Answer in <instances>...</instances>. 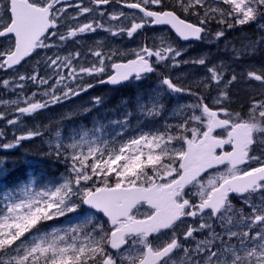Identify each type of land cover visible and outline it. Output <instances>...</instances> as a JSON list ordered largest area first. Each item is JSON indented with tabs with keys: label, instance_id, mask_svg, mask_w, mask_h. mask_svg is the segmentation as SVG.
Listing matches in <instances>:
<instances>
[{
	"label": "snow or ice",
	"instance_id": "6c2138e0",
	"mask_svg": "<svg viewBox=\"0 0 264 264\" xmlns=\"http://www.w3.org/2000/svg\"><path fill=\"white\" fill-rule=\"evenodd\" d=\"M248 25L255 36L225 45L230 62L184 59L166 35L127 52L82 43L156 26L214 43ZM69 42L78 47L65 54ZM186 65L205 74L185 82L170 71ZM0 72L11 73L0 85L15 95L0 98V121L14 128L94 87L85 77L113 86L156 77L151 104L138 103L151 123L129 130L126 111L110 138L103 125L58 127L43 155L64 172L0 186V264H264V0H0ZM234 88L246 97L239 110ZM168 97L188 100L169 109ZM41 127L13 132L0 149L43 138Z\"/></svg>",
	"mask_w": 264,
	"mask_h": 264
},
{
	"label": "rangeland",
	"instance_id": "374dc122",
	"mask_svg": "<svg viewBox=\"0 0 264 264\" xmlns=\"http://www.w3.org/2000/svg\"><path fill=\"white\" fill-rule=\"evenodd\" d=\"M171 2V0H169ZM252 29L256 32L255 26L252 25ZM252 35L251 32H249L244 26L238 27L232 30L227 31L226 38H222L218 42L214 43H208L207 41H201L200 45H194V44H188V43H182L180 42L170 31L168 28H146L141 33L135 35L133 38L129 39L126 36L123 37H112L109 33L104 31H97L96 33L89 34L83 37L82 43H84L87 46H92L95 41L100 40L104 42L105 47L111 46L112 48L119 49L121 51L127 52L130 49L138 48L142 42H149L151 43L153 38H157L161 35H166L169 37L177 47L186 48L187 51L185 53L184 59H192L197 58L203 53H211V60L213 63H218L220 60L229 61L230 58V51L226 49L225 45L227 42H235L237 45H239L241 38L244 35ZM256 35V34H255ZM252 35V36H255ZM68 46V49L70 51H75L78 47V45L74 42H69L65 48ZM65 53V49H64ZM66 54V53H65ZM230 62V61H229ZM35 62H33L31 65H33ZM26 70H29L25 67V70H22L21 72H26ZM242 69L237 68V71H240ZM160 71H164L163 69H160ZM172 74L176 77H180L185 82L192 81L193 79H196L202 75L205 74V69L201 66H193V65H186L181 66L178 69H171L170 70ZM168 74V73H165ZM86 79V77H85ZM146 86H149L152 90L154 87H156V78H153L152 81H146L145 80V89H147ZM30 90H34V86H30ZM151 90L148 98H150ZM234 93H238V95L233 96L234 104L232 105L234 109L239 110L240 104H242L245 100V93L241 91L239 88L233 89ZM136 93V98L132 101H123L118 105L117 108H114L113 110L106 109V100L102 99L101 104L95 105L94 104V98L95 96L92 94H89L87 91L81 93L77 97H73L71 100L65 101L64 103L60 105H54L51 106L49 109L42 111L38 115L34 117H28L31 120L34 121V125H41V131L48 130V133L44 135L43 138L36 137L33 139H30V142L33 144L41 145V148L45 151H48V139L51 134H54V132L57 130L58 127L61 128H67L69 125H76L79 124L81 126H84L80 123H77L74 121L76 116L81 115H87L91 114L93 112H96V116H89L93 120V124L88 127H92L95 125V127L99 128L101 125L104 126V133L105 138H110L115 132L120 131V126L114 123H111V121L116 120H122L124 118L126 111L133 112V115L131 117V124L129 126V130H133L136 127H138L139 123L148 122L151 123V118L146 117L143 115L138 107V103H145L146 105L151 104L150 101L145 100V94L143 95V100L137 101V96L140 95L139 93ZM215 93H213L214 95ZM98 95V94H97ZM0 98L3 99H14L15 95L2 87H0ZM177 99L181 103L186 102L188 100L187 97H179V98H166V105L169 109L173 108L176 103ZM0 108H3V105H0ZM85 109H90V111H85ZM71 112L73 114L72 118H68L67 114ZM10 117L13 115V113H9ZM171 116L169 115V120H171ZM4 126L6 123L3 124ZM147 127V124L145 125ZM19 134V133H18ZM9 137V136H8ZM6 137L5 139H7ZM51 160V159H50ZM52 162V170L57 169L56 162L51 160ZM59 164V163H58ZM27 169L26 174L27 177L35 175L36 179L38 181H43L50 178H56L59 177L61 173L64 172V166L60 164V173L58 175L52 174L53 176L50 178H42L40 172H36L35 170L38 168V165L35 161H28L26 163ZM35 171V172H34ZM26 177V178H27ZM25 178V179H26ZM24 179V180H25ZM22 180V181H24ZM237 207L238 204L234 203ZM143 211V209H142ZM65 218H61L58 221H50L47 225L44 227L47 228L50 225H62L64 224Z\"/></svg>",
	"mask_w": 264,
	"mask_h": 264
},
{
	"label": "trees",
	"instance_id": "16d2710c",
	"mask_svg": "<svg viewBox=\"0 0 264 264\" xmlns=\"http://www.w3.org/2000/svg\"><path fill=\"white\" fill-rule=\"evenodd\" d=\"M248 27V31L251 32L252 35H255L256 32L252 29V25L246 26ZM119 92L118 94L116 92H112L113 96H110L109 98L105 99L106 100V109L113 110L114 108H117L118 105L121 102H118L116 97H119ZM135 92H141L142 94H145V87L138 86L137 88L134 89V87L130 88L129 90L126 91L124 94L125 97H128V101H132L133 97L136 96ZM132 99H130V97ZM89 116H96V112H93L91 114L87 115H81L76 118V121L82 125H84L86 122L88 125L92 122V118ZM32 120L30 118H25L23 123L20 124L22 128L27 127V128H32L33 126L31 125ZM4 123H0V128ZM19 126V125H18ZM7 135L3 138H0V142H9L12 140V134L14 132L19 133L16 131L14 127L10 128H5ZM9 136V137H8ZM8 137L7 139H5ZM43 152L44 150H41L40 147L37 144L31 143L29 140H25L21 142L19 146L13 149H0V158L5 159L8 161L7 163V168L9 170V175L7 177H0V186H8L12 187L15 184L19 183L20 181L24 180L27 177L26 170L27 166L25 164V161L28 159H32L36 161L38 168L35 170L36 172L41 173L42 178H50L52 177L53 173L55 175H58L60 173V164H56L57 169H53L52 162L49 158L44 156ZM46 180V178H45Z\"/></svg>",
	"mask_w": 264,
	"mask_h": 264
},
{
	"label": "bare ground",
	"instance_id": "6f19581e",
	"mask_svg": "<svg viewBox=\"0 0 264 264\" xmlns=\"http://www.w3.org/2000/svg\"><path fill=\"white\" fill-rule=\"evenodd\" d=\"M131 11H133V10H131ZM246 29H248V27H246V26H244ZM94 78L95 77H86V79H85V81L86 82H88L87 80L88 79H91V82L90 83H92L93 81H94ZM100 78H104V77H100ZM102 85H109L110 87H115V86H113V85H111V84H108V83H96V86H98V87H92V88H90V89H88L87 90V92L89 93V94H92V95H94L95 97H101L102 99H107V98H109L110 96H113L112 95V92L111 91H109L107 88H105V87H102ZM138 86H141V87H145V81H142V82H140L138 85H136L135 87H134V89L135 88H137ZM130 88H132L131 86L130 87H128V88H125V89H123V90H118V91H120L119 92V97H116L117 98V100H118V102H123V101H125V100H127L128 101V99H126V98H128V97H125L124 96V94L126 93V91L127 90H129ZM118 91H114V92H116L117 94H118ZM139 94H142L141 92H138ZM98 94V95H97ZM130 97V96H129ZM136 98V96H134L133 97V99H135ZM130 99H132L131 97H130ZM132 99V100H133ZM168 107V106H167ZM78 116H76L75 117V119H74V121H76V118H77ZM77 122V121H76ZM78 123V122H77ZM85 124H84V126L85 125H87V126H91L92 124H93V120H92V122L88 125L86 122H84ZM31 125L33 126L34 125V121L32 120V123H31ZM11 127H13V126H11ZM1 128H10V125H5V126H2ZM15 129H16V131L17 132H19L21 129H23L22 128V126L21 125H19V126H16L15 127ZM12 131L14 132V130L12 129ZM45 135L48 133V130L46 129L45 131ZM39 147H40V149L41 150H44V149H42L41 148V145H38ZM45 151V150H44ZM46 152V151H45ZM45 152H43V153H45Z\"/></svg>",
	"mask_w": 264,
	"mask_h": 264
},
{
	"label": "flooded vegetation",
	"instance_id": "af4514ba",
	"mask_svg": "<svg viewBox=\"0 0 264 264\" xmlns=\"http://www.w3.org/2000/svg\"><path fill=\"white\" fill-rule=\"evenodd\" d=\"M127 11H130V10H127ZM144 30H145V29H144ZM68 51H69V50L66 49V50H65V53L68 52ZM47 54H48V55H51V52H48ZM44 55H45V51H41L39 56L34 57V59L29 60V61H30V62H32V61H36V60L40 59L41 57H43ZM31 66H32V65H31ZM31 66L29 65V63L24 64L23 67H21V68L18 69V71L25 70V67L28 68V69H30ZM4 74L7 75V74H9V73H5V72H4ZM98 79H104V78L95 77V78H94V81L92 82V84L94 85V87H98V86H96V83H97V80H98ZM87 81H88V83H90V82H91V79H88ZM138 84H139V83H137L136 81L133 80V81L127 82L125 85L120 86V87H110L109 85H102V87H105V88H107L109 91L114 92V91H118V90H123V89H125V88L130 87V86H131V87H135V86L138 85ZM234 202L238 204V207H240V203H239L238 200H236V201H234Z\"/></svg>",
	"mask_w": 264,
	"mask_h": 264
},
{
	"label": "water",
	"instance_id": "95a60500",
	"mask_svg": "<svg viewBox=\"0 0 264 264\" xmlns=\"http://www.w3.org/2000/svg\"><path fill=\"white\" fill-rule=\"evenodd\" d=\"M174 32V31H173ZM183 41V40H182ZM192 41H195V40H192ZM116 86H120V85H116Z\"/></svg>",
	"mask_w": 264,
	"mask_h": 264
}]
</instances>
